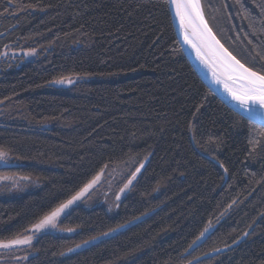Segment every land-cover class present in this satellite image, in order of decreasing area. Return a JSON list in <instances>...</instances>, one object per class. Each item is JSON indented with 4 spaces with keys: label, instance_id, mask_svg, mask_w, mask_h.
<instances>
[{
    "label": "trees",
    "instance_id": "obj_1",
    "mask_svg": "<svg viewBox=\"0 0 264 264\" xmlns=\"http://www.w3.org/2000/svg\"><path fill=\"white\" fill-rule=\"evenodd\" d=\"M201 5L224 46L264 73V0ZM6 46L37 55L2 62L0 151L16 164L0 174L35 185L0 197V241L105 167H122L131 181L113 210L73 207L58 225L75 232L40 234L24 264H264V126L203 84L167 0H0ZM76 75L68 87L51 84Z\"/></svg>",
    "mask_w": 264,
    "mask_h": 264
},
{
    "label": "snow or ice",
    "instance_id": "obj_2",
    "mask_svg": "<svg viewBox=\"0 0 264 264\" xmlns=\"http://www.w3.org/2000/svg\"><path fill=\"white\" fill-rule=\"evenodd\" d=\"M167 2L175 9V15L180 23L184 42L196 51L197 58L210 68L213 78L218 83L231 82L232 86L225 83V90L231 98L246 111H250V106L257 104L264 108V73L254 71L251 67H246L244 63H241L235 55L216 39L212 28L209 27L205 18L201 0H167ZM261 11L264 13V9ZM208 56H211V61L207 59ZM261 59H264V54H261ZM221 76L224 77L223 81ZM139 171L140 169H137V172ZM133 176H135V173ZM92 183L94 181L85 185L80 192L45 215L34 226L35 230L39 231L49 225L55 227L56 218L60 213L78 200L92 186ZM68 231L72 230L68 229ZM29 242L30 238H17L8 242H0V248L7 249L14 245L27 244ZM69 251H72V249H69Z\"/></svg>",
    "mask_w": 264,
    "mask_h": 264
},
{
    "label": "rangeland",
    "instance_id": "obj_3",
    "mask_svg": "<svg viewBox=\"0 0 264 264\" xmlns=\"http://www.w3.org/2000/svg\"><path fill=\"white\" fill-rule=\"evenodd\" d=\"M36 55H37V50L35 49H14L13 46H6L0 51V69L2 67V62L4 61L7 62H18L19 60L20 62L28 61L34 59ZM79 79L80 76L77 75L70 76L62 79H56L52 81L51 84L56 87H68ZM14 164H16L15 161L11 160L10 157L5 152L0 151L1 167L11 166ZM124 176H125L124 169L120 166L113 165L102 169L93 179H91L87 183L89 184L90 182L94 181V183H92V186L89 187L88 190L84 192V194L80 196L78 200L74 201L71 205H69L66 209H64L63 212L60 213V215L56 218L55 227L49 225L40 229L39 231H36L34 226L40 222V220L44 217L43 216L39 221H37L32 226H30V228H28L23 234L14 238V239L30 238L29 243L14 245L7 249L0 248V264H24L27 258L31 255L30 253L27 252V250L29 249L33 241L36 239V237L39 236L40 234L43 233L71 234L75 232V229L73 228H70L72 231H68V229L59 228L58 225L60 219L75 206L84 205L87 207H91V206L101 205V206H105L109 210L115 209L117 203L122 198L127 188L126 185L128 186L130 181L128 180L125 183L123 178ZM34 185H35V181L28 176L15 175V174H0V197L8 198V197L20 196ZM80 190L78 192H80ZM77 193H75L74 195H76ZM70 198H68L67 200H69ZM213 227L214 224H208L205 230L202 232L203 235L201 234L195 243L202 240L207 235V233L212 230ZM114 232L115 231L112 230L102 235H98L83 242H80L74 247L70 248L72 249V251H69L68 249L66 251V254H73L103 238L113 235ZM8 241H0V242H8ZM86 241L87 243H85Z\"/></svg>",
    "mask_w": 264,
    "mask_h": 264
},
{
    "label": "water",
    "instance_id": "obj_4",
    "mask_svg": "<svg viewBox=\"0 0 264 264\" xmlns=\"http://www.w3.org/2000/svg\"><path fill=\"white\" fill-rule=\"evenodd\" d=\"M168 9H169V15H170V18H171V23H172V26H173V29H174L175 37H176V39H177V41H178V43H179V45L181 47V50H182L184 56L186 57V59L188 60L190 66L196 72V74L201 79L203 84L220 101H222L227 107H229L232 111H234L237 114L241 115L242 117L248 119L249 121H252V122H254L256 124L264 126V115H262V113H264V108H261L257 104L255 106H250L251 107L250 111H246L245 109L241 108L239 106V104L231 98V96L225 90V83H228L229 86H232L231 82L224 81V82L218 83L213 78L212 72L210 71V68L207 67L204 63H202L201 60L197 58L196 51L189 44L184 42L183 35H182L181 29H180V23H179L178 18L175 15V9L169 3H168ZM209 27H210V25H209ZM213 34L216 36L214 31H213ZM216 39H218L217 36H216ZM221 44H223V43L221 42ZM207 59L209 61H211L212 58H211V56H208ZM246 67H248V66H246ZM221 80L222 81L224 80L223 76H221Z\"/></svg>",
    "mask_w": 264,
    "mask_h": 264
}]
</instances>
